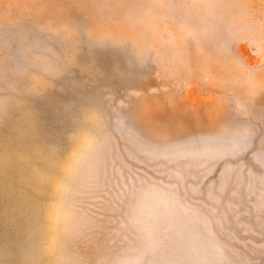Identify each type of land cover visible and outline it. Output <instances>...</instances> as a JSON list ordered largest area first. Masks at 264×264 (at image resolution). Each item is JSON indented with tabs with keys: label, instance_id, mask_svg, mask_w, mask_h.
<instances>
[{
	"label": "rangeland",
	"instance_id": "1",
	"mask_svg": "<svg viewBox=\"0 0 264 264\" xmlns=\"http://www.w3.org/2000/svg\"><path fill=\"white\" fill-rule=\"evenodd\" d=\"M0 264H264V0H0Z\"/></svg>",
	"mask_w": 264,
	"mask_h": 264
}]
</instances>
